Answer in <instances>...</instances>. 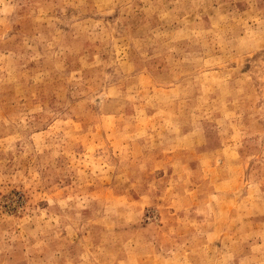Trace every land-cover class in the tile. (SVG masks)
Instances as JSON below:
<instances>
[{
    "label": "rangeland",
    "instance_id": "rangeland-1",
    "mask_svg": "<svg viewBox=\"0 0 264 264\" xmlns=\"http://www.w3.org/2000/svg\"><path fill=\"white\" fill-rule=\"evenodd\" d=\"M0 264H264V0H0Z\"/></svg>",
    "mask_w": 264,
    "mask_h": 264
}]
</instances>
